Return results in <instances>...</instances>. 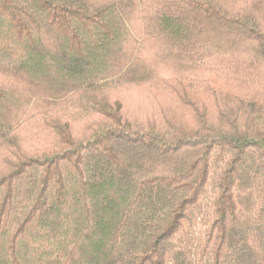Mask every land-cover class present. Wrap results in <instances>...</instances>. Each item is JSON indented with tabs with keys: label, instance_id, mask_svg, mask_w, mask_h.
Instances as JSON below:
<instances>
[{
	"label": "trees",
	"instance_id": "1",
	"mask_svg": "<svg viewBox=\"0 0 264 264\" xmlns=\"http://www.w3.org/2000/svg\"><path fill=\"white\" fill-rule=\"evenodd\" d=\"M0 264H264V0H0Z\"/></svg>",
	"mask_w": 264,
	"mask_h": 264
}]
</instances>
